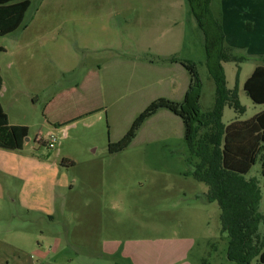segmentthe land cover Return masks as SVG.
<instances>
[{
  "label": "rangeland",
  "instance_id": "obj_1",
  "mask_svg": "<svg viewBox=\"0 0 264 264\" xmlns=\"http://www.w3.org/2000/svg\"><path fill=\"white\" fill-rule=\"evenodd\" d=\"M31 2L24 27L0 37V67L8 89L0 103L12 125L29 128L28 141L22 150L0 148V240L7 236L8 244L20 249L11 254L10 263L130 264L120 255H105L102 249L106 240L129 239L161 242L165 255L162 259L170 264H239L229 258L231 236L224 225L222 207L218 201H206L210 185L191 174L201 159L190 149L179 116L166 109L158 111L131 138L130 130L152 103L149 98L153 96L139 101L136 97L144 94L122 93L119 98L131 99L128 109H104L68 127L52 126L44 115L51 94H42L39 100L31 94L42 89V82L29 72L18 74L8 68L14 61L17 41L27 37L25 51H30L25 52L26 56L33 54L41 61L43 53L55 49L53 92L79 86L89 69L109 59L107 52L96 56L83 50L84 34L110 36L113 38L109 44L124 41L135 55L133 68L124 77L118 75L115 79L120 89L131 80L137 89L138 85L153 88L158 83L157 77L141 63L147 62V58H157L154 57L157 49L165 50L174 54L177 66L187 75L188 65L196 70L202 85L199 106L203 114H209L217 106V85L207 66L204 32L188 0ZM222 2L213 0L211 4L221 23ZM242 24L238 20L234 23L235 40L255 46L257 36ZM36 25L49 26L42 29ZM93 25L108 26L110 30L107 34L102 29L92 30ZM110 32L115 34L112 36ZM47 37H54V46H43L37 40ZM156 42L158 48L154 46ZM105 43L108 42L103 39ZM144 44L150 45L152 51L148 52ZM243 48H226L225 54L236 61L222 62L226 88L237 102L221 108L220 121L224 126L248 120L263 109L244 90L255 65L263 61H251L247 57L249 47ZM245 57L248 60H243ZM29 67L27 62L23 71ZM108 82L102 79L105 95ZM16 88L22 91L16 94L12 91ZM123 103L124 99L118 106ZM68 105L74 108V100ZM211 129L213 126L200 128L195 146H202V136ZM52 138L58 141L53 149L49 147ZM124 145V150L110 152L111 146ZM263 159L264 152L250 174L240 177L236 185L238 191L255 196L249 214L255 228L252 244H260L261 249H264ZM31 204L33 209L29 207ZM48 204L54 212L53 220L43 218L36 209V205ZM149 257L150 261L155 259L153 254ZM249 264H260L259 255Z\"/></svg>",
  "mask_w": 264,
  "mask_h": 264
},
{
  "label": "trees",
  "instance_id": "obj_2",
  "mask_svg": "<svg viewBox=\"0 0 264 264\" xmlns=\"http://www.w3.org/2000/svg\"><path fill=\"white\" fill-rule=\"evenodd\" d=\"M213 0H188L191 11L205 35L207 66L217 85V106L209 114H203L199 106L202 85L196 70L191 66L192 84L183 103L166 99L153 102L137 119L128 136L134 138L136 130L160 109H167L182 118L186 128V141L193 154L201 159L192 175L210 185L206 201H218L224 211V225L230 233L229 258L239 264H249L258 254L264 264V249L253 237L254 222H250L255 196L251 192L238 191L240 177L250 174L264 152V111L244 122L235 121L224 126L220 121L221 108L235 102L232 92L226 88L223 60L226 52L225 33L221 22L212 11ZM31 0H0V37L17 32L24 27ZM247 59L246 57L243 60ZM248 60V59H247ZM4 80L0 71V93ZM248 97L257 105L264 106V66H257L244 84ZM237 105V104H236ZM213 126L204 134L202 146H195L200 128ZM29 136V128L10 123L8 114L0 103V148L22 150ZM124 146H111L110 152L124 150ZM264 160V159H263ZM264 168V164H263ZM254 228V229H253Z\"/></svg>",
  "mask_w": 264,
  "mask_h": 264
},
{
  "label": "crops",
  "instance_id": "obj_3",
  "mask_svg": "<svg viewBox=\"0 0 264 264\" xmlns=\"http://www.w3.org/2000/svg\"><path fill=\"white\" fill-rule=\"evenodd\" d=\"M263 5H264V0H258V1L257 0H223L222 2V11L220 14L223 18V22L221 24L223 26V30L225 33L226 48L234 50L235 48L245 49L243 47H249L248 49L249 54H247V57L251 58L252 59L251 61H255V59H261L264 62V6ZM237 20L238 23L240 24L244 22L245 26H247V28L252 33V35H254V37L257 36L255 46L252 45L250 46L235 40L232 29L234 28L233 27L235 26L234 23ZM38 26L43 29V27L49 25H36L37 28ZM87 26L88 25H84V29L87 28ZM33 28L34 27H32V29ZM96 28L97 31L102 29V31L106 34L110 30L108 26H104V25H93L92 30ZM28 34L29 33H27V35ZM109 34L113 36V34L115 33L110 32ZM32 35L33 32L30 33V37ZM86 35L87 34H84L83 37L84 38L83 41L85 45L83 50H87L91 55L94 54L96 56L103 54L104 52H107L109 55L108 57L109 59L105 63L99 64L96 68L89 69L84 81L79 86H73L67 89H63L62 91L59 92H53L52 89L55 80V60H56L55 49L53 48L50 51V53L49 52L43 53L41 61H39V58L34 56L33 54L30 56H26L25 52L30 51V50L25 51L27 47L25 46L24 43L27 42V37H24L23 39H19L17 41L16 49L14 52V61L8 65V68L10 70H15L18 74H21L23 72H29L35 78L36 81L40 80L42 82L43 87L41 90H35V91L33 90L31 92L32 96H35L37 100L41 98L42 94H46V95L51 94L49 100L46 102L44 109L45 118L50 123V125L52 126L64 125L68 127L74 124V122H76L77 120L82 119L83 117H86L93 113L102 111L104 109H106L107 111L113 108L114 110L128 109L131 99L125 100L126 97L119 98V95H121L122 93H126L127 95H131L134 93L144 94L142 96L136 97V99H139V101H144L145 99L147 100L149 97L153 96V98H149L152 99V103L153 101L155 102L160 99H166L176 103L184 102L186 94L192 84V74L188 71L189 75H187V73H184L182 71V68L179 67V65L177 66L178 62L173 57L174 54L167 53L165 52V50H160V49L156 50L157 42L154 44V46H156L154 47L156 50L154 57H157L158 59L155 58L154 60H149V58H147V62H142L141 66L146 64L147 68H149L155 73L158 83L154 85L153 88L146 87V89L144 86L138 85L139 88L137 89L135 88V85H133L131 80L130 82H127L124 85L123 89H120L116 85L117 81L115 79L118 77V75L124 77V75L128 74V72L133 68L132 64L135 63V59H134L135 55L132 52V48L126 46L124 44V41H119V40H117L114 45L109 44L111 43L113 38L110 36H106V37L104 35L97 36V34L94 33H92L89 37H86ZM102 36L103 39H106V41L108 42L105 43L107 44L106 46H104L105 44L103 45ZM37 40L41 41L43 43V46H50V45L54 46L56 42L54 37H47L45 39L37 38ZM144 45L146 46V48H148L147 49L148 52L152 51V48H149L150 45L147 44ZM1 50L6 51V48H1ZM61 58L62 57L59 58L60 65H62L60 60ZM27 62H30V67L26 68V70L23 71V67L25 66V64L27 65ZM263 62L262 64L255 65L254 69L257 66H264ZM0 71L2 75L1 67H0ZM142 71L140 73H142ZM103 78L109 81L107 85L106 95L102 87ZM3 80H4V85L0 93V98L5 92H8V89L6 88L5 79L3 78ZM139 81L142 82V76L139 77ZM49 85L51 86L48 87ZM16 89L18 91L12 90L16 94H18L19 91H22L19 88ZM123 99H124V103L120 105L121 107L118 106V104H120V101H123ZM71 100H74L75 102L74 108L68 105L69 101ZM152 103H150V105ZM262 107L263 109L259 111L256 115L264 111V106ZM162 110L163 109H160L159 111ZM157 113L155 115H157ZM155 115H153L150 118L152 119ZM248 120H243L240 122H244ZM15 125L23 126V124L21 125L15 124ZM29 207L30 208L32 207L31 209H33L34 206H32L31 204L29 205ZM36 209H39V211L42 212L43 218L49 220L54 219V212L53 210H51L49 204L42 206L36 205ZM18 235L22 236V233H19ZM51 237H52L51 240H54L52 235ZM6 238L7 236H5V238L0 240L1 242L0 264H11L10 263L12 257L11 254L20 251V249L17 247L14 246L11 247L7 242L8 238L7 239ZM160 247H162L161 242H153L149 240L137 241V240H129V239L125 241H119L113 239L106 240L102 245L103 253L105 255L109 257L120 255L130 264H170L169 262L166 263L165 262L166 260L162 259L165 255H164V251H161L163 250V248ZM40 251L42 254L45 253L43 249H40ZM151 254H153L155 258L152 259V261H150V257H149Z\"/></svg>",
  "mask_w": 264,
  "mask_h": 264
},
{
  "label": "built area",
  "instance_id": "obj_4",
  "mask_svg": "<svg viewBox=\"0 0 264 264\" xmlns=\"http://www.w3.org/2000/svg\"><path fill=\"white\" fill-rule=\"evenodd\" d=\"M57 143H58L57 139L56 138H52L51 141L49 142V147L51 149H53L56 146Z\"/></svg>",
  "mask_w": 264,
  "mask_h": 264
},
{
  "label": "water",
  "instance_id": "obj_5",
  "mask_svg": "<svg viewBox=\"0 0 264 264\" xmlns=\"http://www.w3.org/2000/svg\"><path fill=\"white\" fill-rule=\"evenodd\" d=\"M27 141H28V139H27Z\"/></svg>",
  "mask_w": 264,
  "mask_h": 264
}]
</instances>
